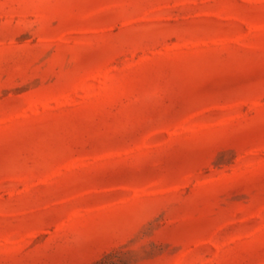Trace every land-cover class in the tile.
<instances>
[{"label":"rangeland","instance_id":"1","mask_svg":"<svg viewBox=\"0 0 264 264\" xmlns=\"http://www.w3.org/2000/svg\"><path fill=\"white\" fill-rule=\"evenodd\" d=\"M0 264H264V0H0Z\"/></svg>","mask_w":264,"mask_h":264}]
</instances>
